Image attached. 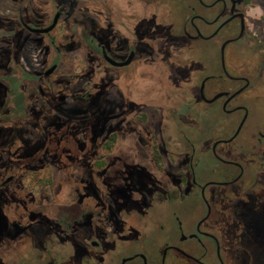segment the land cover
I'll return each instance as SVG.
<instances>
[{
  "label": "flooded vegetation",
  "instance_id": "af4514ba",
  "mask_svg": "<svg viewBox=\"0 0 264 264\" xmlns=\"http://www.w3.org/2000/svg\"><path fill=\"white\" fill-rule=\"evenodd\" d=\"M169 1L92 0L90 11L76 9V0H47L49 10L34 9L32 19L24 15L31 12L26 5L0 19V247L8 240L38 248L25 264H226L222 252L233 245L241 249L244 241L231 223L218 219V205L238 214L248 200L235 188L207 190L235 185L248 169L249 189L256 187L263 197L264 221V118L254 129L251 151L234 143L249 115L235 99L257 86L225 69L228 45L255 38L248 33L253 0L185 1L176 26ZM76 11L80 19L68 21ZM53 23L48 32L34 31ZM60 28L65 44L76 39L83 45L89 65L54 78L62 52L53 33ZM73 28L76 33H69ZM34 38L46 39L56 52L39 73L18 63L23 45ZM198 41L213 42L218 74L199 76L181 52ZM257 46L264 61V39ZM67 96L72 102H65ZM193 101L209 107L218 102L225 116L238 112L234 132L208 135L194 149L186 127L195 124L181 110ZM220 144L229 146L218 149ZM203 152L234 173L212 166L223 178L198 181L194 168ZM112 182L117 190L107 187ZM195 194L202 212L188 214L192 228L186 230L174 203ZM66 198L79 202L78 218L62 219L50 208ZM168 210L175 222L170 229L159 220ZM150 220L153 238L176 237L158 245L155 262L143 246ZM132 242L138 247L131 248ZM55 244L67 250L58 252Z\"/></svg>",
  "mask_w": 264,
  "mask_h": 264
},
{
  "label": "rangeland",
  "instance_id": "374dc122",
  "mask_svg": "<svg viewBox=\"0 0 264 264\" xmlns=\"http://www.w3.org/2000/svg\"><path fill=\"white\" fill-rule=\"evenodd\" d=\"M25 0H0V19L2 17H9L12 14V10L15 7L26 5V12L28 18L32 17V11L40 7L42 11L49 10L47 7V0H33L24 4ZM193 2V0H170L169 6L171 7L170 22H174V25L180 24V11L184 5V2ZM93 6L92 0H76V9L87 7L91 11ZM50 8V7H49ZM199 10L203 12H209V10ZM81 13L76 11L72 15L68 16V21L74 19H80ZM248 33L250 37H255L254 40H248L243 42H237L228 45L226 51L225 69L227 73L231 75L243 74L250 78V84L257 86L255 93L250 90H246L243 94L239 95L235 99V103L245 104L248 107L249 115L245 122L240 137L236 139L234 143H239L244 147V150L251 151L255 146V127L264 118V61L261 57L262 51L258 48V40L264 39V0H253L248 9ZM37 17L35 21L37 22ZM64 30L61 28L53 33V37L56 38V46H59L62 56L58 61V72L54 78L60 75H69L78 73L80 70L87 69L88 61L86 51L82 49L80 42L76 39L74 41L69 39V43L61 40ZM69 33H76V29L69 30ZM45 40V41H44ZM75 42V43H74ZM54 45L49 46L46 39L39 40L34 38L30 43H25L20 51L19 65L24 70L35 71L36 73L42 72L47 69L51 60L55 57ZM181 52L187 54L194 62L195 73L199 76L208 74L216 75L220 72L219 60L216 48L212 41H198L191 46L190 49L182 50ZM141 67V66H140ZM140 69L138 68L137 71ZM136 80V79H135ZM137 81V80H136ZM138 83V82H137ZM60 84V83H59ZM58 85V84H57ZM55 90L63 92L64 89L56 87ZM66 103L72 102L70 98L66 97ZM74 102V101H73ZM181 110L184 113L189 114L190 118L194 121V128L192 126L186 127V132L189 138L193 140L194 149L200 147L206 136L226 138L230 136L236 127L240 114L234 112L230 115H222L219 107V103L216 102L212 106H204L203 104L193 101L190 106H181ZM228 144H220L218 149L226 148ZM239 162H243L244 158L237 159ZM250 160H254L251 156ZM218 167V169L224 170L229 175L234 173L230 167L219 166L210 156L208 152H203L199 157V162L194 168L195 177L198 181L202 182L208 179H222L223 175L213 173L210 167ZM252 177V170L248 169L244 179L235 183L233 186L228 187H208L207 195L209 193H222L230 188H235L241 194L244 200H248V205H243L242 211L238 214H232L225 207L218 205L217 216L219 220L223 222L231 223V229L235 233L237 238H241L244 244L242 248L238 245H233L225 252H222L223 258L226 264L233 263L235 258L241 257L244 264H264V221L261 219L262 214V198L256 193V187L249 189L250 180ZM112 182L107 187L117 190ZM175 209L179 210L180 215L184 218V228L189 230L192 228L191 218L188 217L189 213H192L193 209H197L198 212H202L200 201L196 194L191 198H186L184 201H175ZM173 206V207H174ZM43 207V206H41ZM56 214L65 220H71L78 218L82 214V210L79 202L72 201L69 198L64 200L61 204H52L50 207ZM159 220L162 225L170 229L174 226L175 222L172 218L170 210L163 211L159 215ZM155 234L154 223L148 221V227L144 235L145 242L143 244L145 255L149 260L155 262L158 255V245L163 243H171L175 241L174 234L167 235L162 234L153 238ZM154 239V240H153ZM38 244H43L42 240ZM190 245L191 242H187L186 245ZM53 247L58 252L66 251L65 247H60L55 244ZM138 247V243H131V248ZM130 245L127 249H131ZM38 252V248L33 247L28 242L22 243L20 246L15 247L10 241L6 240L5 244L0 247V259L1 262H7L9 264H25V260L31 259L34 253ZM241 252L244 255H241ZM168 256L175 258V255L170 251ZM234 260V261H233ZM178 264H192L183 259H177ZM166 264H169L166 260Z\"/></svg>",
  "mask_w": 264,
  "mask_h": 264
},
{
  "label": "water",
  "instance_id": "95a60500",
  "mask_svg": "<svg viewBox=\"0 0 264 264\" xmlns=\"http://www.w3.org/2000/svg\"><path fill=\"white\" fill-rule=\"evenodd\" d=\"M54 26V23H53V25L52 26H50V27H48V28H46V29H43V30H34L35 32H48L49 30H51L52 29V27Z\"/></svg>",
  "mask_w": 264,
  "mask_h": 264
}]
</instances>
